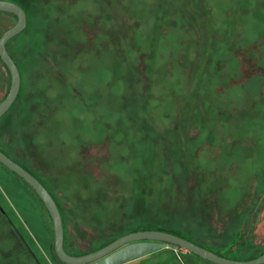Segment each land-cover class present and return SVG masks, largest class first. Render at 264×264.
I'll use <instances>...</instances> for the list:
<instances>
[{
  "label": "rangeland",
  "instance_id": "374dc122",
  "mask_svg": "<svg viewBox=\"0 0 264 264\" xmlns=\"http://www.w3.org/2000/svg\"><path fill=\"white\" fill-rule=\"evenodd\" d=\"M8 1L28 22L8 42L22 82L0 143L60 203L67 252L142 228L224 257L264 250V0ZM16 22L0 11V35ZM10 83L0 59V101ZM1 174L39 264H59L47 209ZM0 245V264H38ZM182 251L126 264H204Z\"/></svg>",
  "mask_w": 264,
  "mask_h": 264
},
{
  "label": "water",
  "instance_id": "95a60500",
  "mask_svg": "<svg viewBox=\"0 0 264 264\" xmlns=\"http://www.w3.org/2000/svg\"><path fill=\"white\" fill-rule=\"evenodd\" d=\"M0 11L12 13L17 22L0 36V58L7 66L11 83L7 96L0 102V118L14 104L21 89V72L7 48L8 42L21 33L28 22L26 10L19 4L0 0ZM0 162L26 181L45 204L54 229V247L58 258L66 264H126L169 245L184 249L211 264H264V252L248 260H235L218 255L177 234L158 229L136 230L126 233L109 244L82 255L65 249V227L59 205L47 187L30 171L0 150Z\"/></svg>",
  "mask_w": 264,
  "mask_h": 264
},
{
  "label": "flooded vegetation",
  "instance_id": "af4514ba",
  "mask_svg": "<svg viewBox=\"0 0 264 264\" xmlns=\"http://www.w3.org/2000/svg\"><path fill=\"white\" fill-rule=\"evenodd\" d=\"M2 34H3V32H2ZM7 48H8V44H7ZM4 65H5V63H4ZM6 96H7V94L5 95V97ZM1 119H2V117L0 118V120ZM3 131H5V127H4V130ZM0 132L2 133V128H1ZM0 150L3 151L4 153H6L8 155L7 151L4 149V147L1 145V143H0ZM0 165L2 167H4L5 169L7 168L1 162H0ZM4 185H5V182H4V179L2 178V174H1L0 175V242L3 245V240H6V238H7L8 241L12 244L13 247H15L16 249H20L21 252H24V250L28 251L27 254L28 255L30 254L31 255L30 257H32L33 260L39 264L40 257L38 255L37 251L35 250L34 245H31L27 241L26 237L18 229V227L16 226V224L14 223V221L12 220V218L10 217V213H9L10 210L7 207V203H6V199H5L6 191H5ZM25 214H26V212H25ZM8 225H10V227H11V230L9 232H7ZM1 249H2V246L0 245V260H2V262H3V256L4 255L1 254ZM207 264H211V263H207Z\"/></svg>",
  "mask_w": 264,
  "mask_h": 264
},
{
  "label": "trees",
  "instance_id": "16d2710c",
  "mask_svg": "<svg viewBox=\"0 0 264 264\" xmlns=\"http://www.w3.org/2000/svg\"><path fill=\"white\" fill-rule=\"evenodd\" d=\"M12 158V157H11ZM15 160V159H14ZM16 161V160H15ZM19 163V162H18ZM20 164V163H19ZM22 165V164H21ZM23 167H24V165H22ZM24 168H26V167H24ZM28 170V169H27ZM29 171V170H28ZM15 173V172H14ZM16 174V173H15ZM33 174V173H32ZM17 175V174H16ZM20 177V176H19ZM21 178V177H20ZM22 179V178H21ZM39 179V178H38ZM23 180V179H22ZM40 180V179H39ZM41 181V180H40ZM24 182H26V181H24ZM26 184H28L27 182H26ZM29 185V184H28ZM30 186V185H29ZM30 188L32 189V191L35 193V195L37 196V198L41 201V203L44 205V207L46 208V206H45V204L43 203V201L41 200V198L39 197V195L36 193V191L30 186ZM263 190H264V188H262ZM51 193V192H50ZM52 194V193H51ZM53 195V194H52ZM53 197L55 198V200L57 201V203H58V205H59V208H60V210H61V213H62V216H63V222H64V227H65V218H64V210L62 209V207L60 206V203L58 202V200L56 199V197L53 195ZM47 209V208H46ZM47 212H48V210H47ZM48 214H49V212H48ZM49 217L51 218V216H50V214H49ZM145 229H152V228H142V229H134L133 231H136V230H145ZM158 230H164V231H167V232H171V233H174V234H177V235H179L178 233H176V231L175 230H173V229H165V228H158ZM53 231H54V229H53ZM133 231H131V232H133ZM123 235V234H122ZM122 235H119V236H117V237H115V238H112V239H110L109 241H106L105 243H103V244H101L100 246H98V247H96L95 249H92V250H90V251H86V252H83V253H80V254H76V255H82V254H86V253H88V252H91V251H94V250H97V249H99V248H101V247H103V246H105V245H107V244H109L110 242H112L113 240H115V239H117L118 237H120V236H122ZM179 236H181V235H179ZM65 243H66V234H65ZM262 252H264V250L263 251H261L259 254H256V255H253V256H236V257H228V256H225L226 258H231V259H235V260H248V259H252V258H254V257H256V256H258V255H260ZM54 255H55V260L57 261V263H59V264H66V263H64V262H62L59 258H58V256H57V254H56V251H55V247H54ZM218 255H221V254H218ZM221 256H223L224 257V255H221ZM198 257V256H197ZM199 258V257H198ZM201 259V258H200ZM203 260V259H202ZM203 262H205V263H209V262H207V261H205V260H203Z\"/></svg>",
  "mask_w": 264,
  "mask_h": 264
},
{
  "label": "crops",
  "instance_id": "0c3cea01",
  "mask_svg": "<svg viewBox=\"0 0 264 264\" xmlns=\"http://www.w3.org/2000/svg\"><path fill=\"white\" fill-rule=\"evenodd\" d=\"M182 252L185 253V254H189V253H190V252H187V251H185V250L182 251ZM204 264H207V263L204 262Z\"/></svg>",
  "mask_w": 264,
  "mask_h": 264
}]
</instances>
